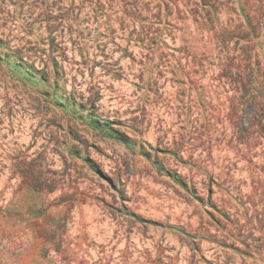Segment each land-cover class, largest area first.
Returning <instances> with one entry per match:
<instances>
[{
	"label": "rangeland",
	"instance_id": "1",
	"mask_svg": "<svg viewBox=\"0 0 264 264\" xmlns=\"http://www.w3.org/2000/svg\"><path fill=\"white\" fill-rule=\"evenodd\" d=\"M259 84L264 0H0V264H264Z\"/></svg>",
	"mask_w": 264,
	"mask_h": 264
},
{
	"label": "trees",
	"instance_id": "2",
	"mask_svg": "<svg viewBox=\"0 0 264 264\" xmlns=\"http://www.w3.org/2000/svg\"><path fill=\"white\" fill-rule=\"evenodd\" d=\"M257 97L260 99V102L257 105V117L264 121V84L258 85ZM248 106H251L249 102H246Z\"/></svg>",
	"mask_w": 264,
	"mask_h": 264
}]
</instances>
